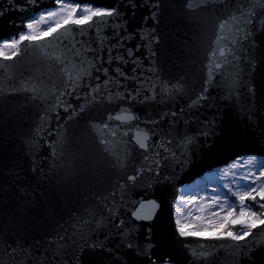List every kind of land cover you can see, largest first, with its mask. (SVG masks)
Instances as JSON below:
<instances>
[{"label":"snow or ice","instance_id":"snow-or-ice-1","mask_svg":"<svg viewBox=\"0 0 264 264\" xmlns=\"http://www.w3.org/2000/svg\"><path fill=\"white\" fill-rule=\"evenodd\" d=\"M5 2L8 7L0 5V17L13 10L27 13L16 25L18 32L0 36V61L5 62V71L7 62H19L28 55L21 48V44L27 42L34 45L33 51L42 50L41 55L61 77L55 102L45 109V116L40 117L41 124L32 138L45 130L47 114L62 108L67 114L66 120H74L81 126L109 169L114 175L118 174V182L109 187V195L100 197L103 203L96 202L93 209L85 210L87 218L79 217L75 231L61 229L55 237L45 241L42 251L50 252L51 257H38L34 250L29 255L26 250L32 246L14 227L17 217L13 213L8 221L0 224V264H21L22 259L24 264H50L51 258H58L56 264H126L123 257L128 256V252L125 249L142 257L144 264H218L217 251L229 245L232 264H257V253L264 251V241L257 242L256 230L260 227L264 231V211L258 213L249 209L246 201L255 202L258 197L257 207L264 209V128H259L254 115L260 92L254 84L258 64L264 74V53L257 52L264 40L258 45L254 37L264 33V3L198 0L194 7L192 0H180L179 11L189 17L211 18L217 29L215 39L208 43L207 72L201 76L198 86H189L182 74L162 75L153 66L151 58L156 53L152 46L159 43L155 27L148 35L140 29V43L125 46V41L131 40L135 33L124 29L126 34L120 35L126 23L121 6L131 8L134 16L136 0H114L111 7L96 5L92 0H49L46 6H42V0ZM162 5L165 0H139V6L149 12L144 21L158 22ZM105 29L109 32L102 35ZM109 39L115 42L109 44ZM141 47L147 52V69L143 68L140 58L133 55L134 50L140 52ZM129 63L135 66L131 75L121 67ZM222 67L224 71H220ZM229 69L230 80L226 76ZM217 75L221 78L214 82ZM128 81L136 82L137 86L129 89ZM177 85H184L187 91ZM12 87L35 93V86L30 83L19 87L13 83ZM165 93L173 96L182 93L188 102L178 110L160 109L155 116L148 115L146 110L143 123L152 127L147 130L136 127L142 117L134 115L131 109L138 105L150 109L152 103L159 104L165 98ZM238 95L248 103V131L256 134L257 149L230 154L234 152L233 133L237 132L224 109L236 111L232 98ZM67 97L79 102L73 106ZM259 111L264 116V99L260 100ZM56 115L59 117V113ZM235 118L239 119L238 111ZM125 124L136 127L134 135L120 131ZM61 133L62 130L57 129L54 136L57 142ZM47 134L52 135L51 131ZM150 136L157 139L149 143ZM117 141L124 145L121 151L110 147ZM129 141L134 142L131 150L127 147ZM48 147L55 156L56 145L50 143ZM220 157H224L223 166L207 163L199 173L202 179L194 183L186 179V173ZM4 175L19 179V171L14 167H0V176ZM12 186L0 184V202ZM23 187L18 186L17 195L21 203H31L26 193L20 195ZM137 189L145 193L151 190L155 194L135 201L138 206H134L129 217L120 210L132 203L131 194ZM165 204L168 208L166 223L160 224ZM193 205L197 214L191 210L180 214L181 209ZM235 226L243 230L234 232ZM140 229H144V239L137 244L136 234ZM90 234H95V238ZM198 242L202 248L205 243L212 246L198 254L191 250ZM105 255L106 259H98Z\"/></svg>","mask_w":264,"mask_h":264},{"label":"water","instance_id":"water-1","mask_svg":"<svg viewBox=\"0 0 264 264\" xmlns=\"http://www.w3.org/2000/svg\"><path fill=\"white\" fill-rule=\"evenodd\" d=\"M17 2L22 3V0H17ZM92 2L96 5L111 7L114 0H92ZM136 2L137 8L134 16L131 14V8L124 9L121 6V10L125 12L123 20L126 23L123 24L120 35L126 34L124 29H127L128 33H135L131 40L125 41V46L133 47L140 43V29L144 30V35H148L149 30L155 27L159 43L152 46L156 55L151 60L157 72L168 76L182 74V79L189 86H198L201 76L207 72L206 57L210 55L207 48L208 43L215 39L216 22L211 18L186 16L178 10L180 0H165L158 22L153 24L152 20L144 21V17L149 15L148 9L140 7L139 0ZM254 2L259 5L264 3V0H254ZM192 3L195 7L198 0H192ZM48 4L49 0H42V6ZM0 5L8 7L5 0H0ZM25 15L27 13L13 10L0 17V36L7 37L10 33L18 32L19 28L16 25L20 24ZM108 32L109 29H105L102 35ZM254 39L260 45V42L264 40V33H258ZM107 42L110 44L115 41L109 39ZM221 44L227 47L224 41H221ZM21 48L25 49L28 55L19 62H7V71L4 68L5 62L0 61V93H2L0 94V117H3L0 120V167L4 169L14 167L19 171L18 181L12 176H0V184L13 185L8 189L3 202H0V224H4L15 213L17 220L14 227L26 237V243L32 246L26 250L29 255L34 250L38 257L41 255L51 257L50 252L42 251L45 241L55 237L61 229L75 231L79 217L84 215L87 218L85 210L93 209L96 202L103 203L100 197L109 195V187L118 182V174L114 175L113 171L109 169L104 157L91 139L83 134L81 126L76 125L74 120H66L67 114L63 112L62 108L56 109V112L48 113L45 130L32 138L36 128L41 124L40 117L45 116V109L55 102V93L59 90L57 85L60 83L61 77L54 70L51 62L41 55L42 50L33 51L34 45L27 42L21 44ZM141 52L145 55L141 56ZM257 52L264 53V45L259 47ZM133 55L140 58L144 69L148 68L149 60L145 58L147 52L143 47L140 52L134 50ZM125 58L128 59L126 56ZM121 67L131 75V69L135 66L129 63L126 66L121 65ZM260 68L261 65L258 64L254 84L260 92H258L254 115L259 128H264V116L259 111L260 100L264 99V74H261ZM220 71H224L223 67ZM230 72L229 69L226 73L229 80L231 79ZM139 74L140 70L137 69V75ZM146 75L151 76L150 73H146ZM220 78L217 75L214 77V82ZM13 83L18 87L30 83L35 86V93L13 90ZM136 86L134 81L127 82L129 89ZM177 88L187 91L184 85H177ZM210 92H219V90H210ZM141 95L143 96L144 93L141 92ZM164 96L165 98L159 104L152 103L150 109H147L146 105H138L131 109L134 115L142 117V121L136 127L144 130H147V127H152V125L146 126L143 123L146 110L148 115L155 116L160 109L178 110L182 104L188 102L187 96L182 93L174 96L165 93ZM169 97L171 98L169 99ZM67 99L73 106L79 102L71 97H67ZM232 103L235 104V109L239 113V119L235 118L236 111L232 108L224 109L226 118L230 119V123L237 132V134L233 133L234 152L230 154L257 149L256 134L248 131L247 116L250 109L247 101L242 95H238L232 98ZM57 113H59V117H57ZM136 127L130 128L125 124L120 127V131H128L132 136L136 132ZM57 129L62 130L59 142L54 139ZM49 131L52 135L47 134ZM22 133L27 135H21ZM124 139L128 140V137H124ZM155 139L157 138L150 136L149 143ZM50 143L56 145L57 154L55 156L51 154V149L48 147ZM133 143V141H129L127 145L129 150L132 149ZM110 147L113 151H121L124 145L117 141ZM223 159L224 157H220L194 168L189 174H185L186 179L193 180V183L195 180L202 179L199 173L203 172L207 163L223 166ZM19 185L24 186L20 190V195L26 193L31 203L27 201L21 203L20 196L17 195ZM154 194L151 190L145 193L142 189H137L135 193L131 194L132 203L127 204L120 211L130 217L134 206H138L135 201L146 200ZM167 213L168 208L165 204L161 212L160 224L164 221L166 223ZM160 224L157 225L158 238L161 236ZM143 234L144 229H140L136 234L137 244L143 241ZM90 235L95 238V234ZM100 238L103 239L102 234ZM256 239L257 242L264 241V231H261L260 227L256 230ZM211 246V244L205 243L204 248ZM204 248L198 242L192 246L191 250L201 254L204 253ZM125 251L128 252V256L123 257L126 264H144L140 260L142 257L136 255L133 250L125 249ZM229 253L230 245L228 248L219 249L217 251L218 264H232ZM57 259L51 258L50 264H56ZM98 259H106V255L98 257ZM21 264H24L23 259ZM257 264H264V251L257 253Z\"/></svg>","mask_w":264,"mask_h":264},{"label":"trees","instance_id":"trees-1","mask_svg":"<svg viewBox=\"0 0 264 264\" xmlns=\"http://www.w3.org/2000/svg\"><path fill=\"white\" fill-rule=\"evenodd\" d=\"M233 199H234V198H233ZM258 203H260L258 197H257V201H255V202H249V201H246V204H247V206H248L249 209H251V210L256 211V212L259 213V212H261V211H264V209H259V208L257 207ZM236 207H237V211H238V210H239V204H238V202H237ZM232 230H233L234 232H239V231H242L243 229H242L241 226H235Z\"/></svg>","mask_w":264,"mask_h":264},{"label":"rangeland","instance_id":"rangeland-1","mask_svg":"<svg viewBox=\"0 0 264 264\" xmlns=\"http://www.w3.org/2000/svg\"><path fill=\"white\" fill-rule=\"evenodd\" d=\"M243 170H246V166L243 168ZM231 175H232V173L230 172L229 173V177H231ZM210 188H211V185H209V190H210ZM200 196H203V193H200ZM189 210H191L193 212V214H197L195 205L190 206V208H188V209H181V213L180 214L183 215L185 212H187Z\"/></svg>","mask_w":264,"mask_h":264}]
</instances>
